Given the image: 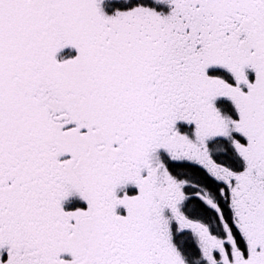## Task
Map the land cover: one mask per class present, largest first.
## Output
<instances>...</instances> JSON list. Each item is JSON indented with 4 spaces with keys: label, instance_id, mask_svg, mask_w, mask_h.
Wrapping results in <instances>:
<instances>
[{
    "label": "snow or ice",
    "instance_id": "1",
    "mask_svg": "<svg viewBox=\"0 0 264 264\" xmlns=\"http://www.w3.org/2000/svg\"><path fill=\"white\" fill-rule=\"evenodd\" d=\"M0 264H264V0H0Z\"/></svg>",
    "mask_w": 264,
    "mask_h": 264
}]
</instances>
